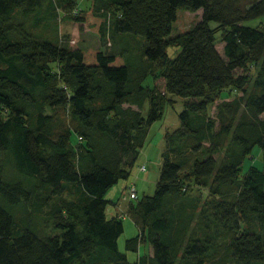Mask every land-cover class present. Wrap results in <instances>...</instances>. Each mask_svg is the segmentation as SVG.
Returning a JSON list of instances; mask_svg holds the SVG:
<instances>
[{
	"label": "trees",
	"instance_id": "1",
	"mask_svg": "<svg viewBox=\"0 0 264 264\" xmlns=\"http://www.w3.org/2000/svg\"><path fill=\"white\" fill-rule=\"evenodd\" d=\"M81 1L0 0V264H264V169L241 178L255 146L264 159V29L245 25L264 0ZM179 10L201 20L172 37ZM53 21L59 36L37 32ZM76 25L143 40L149 69L128 50L73 48ZM154 70L165 92L143 86ZM169 95L190 101L155 193H128L126 214L109 218L106 196ZM44 209L49 229L36 220ZM125 217L138 228L126 241L134 262L119 248Z\"/></svg>",
	"mask_w": 264,
	"mask_h": 264
},
{
	"label": "rangeland",
	"instance_id": "2",
	"mask_svg": "<svg viewBox=\"0 0 264 264\" xmlns=\"http://www.w3.org/2000/svg\"><path fill=\"white\" fill-rule=\"evenodd\" d=\"M91 2L89 0H83L79 2V8L81 10L88 9ZM61 13H63L61 11ZM202 10L193 12L190 10H179L177 13V19L172 26V37H177L184 34L192 27H194L201 20ZM217 23L211 22L210 26L212 28L216 27ZM245 25L252 27H261L264 29V16L257 18L255 20L245 22ZM58 26L55 21L53 24L46 28L37 31L42 36L56 37ZM144 42L141 39L133 38L131 36L126 37H117L115 41L111 38H107L105 41H101L99 36L93 33L86 25L80 26L76 25L72 33L71 46L76 47H102L106 52L128 50L126 54L129 57H134V61L138 58V62L143 64L149 69L148 61L144 60L140 56V49L143 46ZM218 49L223 53V44L218 43ZM180 52L179 48L170 47L168 53L170 57L175 58L176 55ZM133 53V56L131 55ZM242 72V71H241ZM161 73L159 70H154L152 73H149L144 80V87H154L156 84L158 88L164 91L165 81L160 77ZM223 98L229 99L230 97L227 94L223 95ZM190 101L188 98L178 97L176 95H169V101L165 108L163 117L154 122L151 126L148 127L147 135L144 140L143 147L140 151V156L134 167L132 168L131 175L127 180H121L117 185H115L110 192L107 194L106 198L112 201L107 208V215L109 218L125 215L128 211L129 197L127 186L133 184L136 186L138 191V197L142 198L144 195L152 196L155 193L156 186L161 174L162 168V154L166 148V135L168 132H174L180 126V117L179 115L185 108V104ZM128 106V105H126ZM150 103L147 101L146 107L144 109V117L147 119L149 114ZM132 108H137L132 106ZM211 114H214V108L211 109ZM145 166L146 170L141 171L140 168ZM251 167H256L259 170L264 169V159L262 149L259 146H255L252 150L250 156H248L242 166L241 178H243ZM132 185V186H133ZM47 209H44L39 216L36 217V220L42 225V227L51 228V223L48 220L43 219L45 217V212ZM19 216H23L22 213H19ZM124 233L119 238V248L120 251L127 253L130 262H134L138 258L137 253L126 252V241L130 238L135 237L138 234V228L130 217H125L124 219ZM151 251L149 245L147 247L142 246L140 248L141 255H145Z\"/></svg>",
	"mask_w": 264,
	"mask_h": 264
},
{
	"label": "built area",
	"instance_id": "3",
	"mask_svg": "<svg viewBox=\"0 0 264 264\" xmlns=\"http://www.w3.org/2000/svg\"><path fill=\"white\" fill-rule=\"evenodd\" d=\"M143 170H145V167H142V171ZM130 194H129V196H130V198L131 199H135V198H137V191H136V186L135 185H133V186H131V188H130V192H129Z\"/></svg>",
	"mask_w": 264,
	"mask_h": 264
},
{
	"label": "crops",
	"instance_id": "4",
	"mask_svg": "<svg viewBox=\"0 0 264 264\" xmlns=\"http://www.w3.org/2000/svg\"><path fill=\"white\" fill-rule=\"evenodd\" d=\"M142 168V167H141Z\"/></svg>",
	"mask_w": 264,
	"mask_h": 264
}]
</instances>
